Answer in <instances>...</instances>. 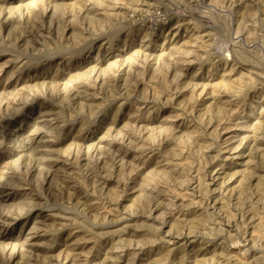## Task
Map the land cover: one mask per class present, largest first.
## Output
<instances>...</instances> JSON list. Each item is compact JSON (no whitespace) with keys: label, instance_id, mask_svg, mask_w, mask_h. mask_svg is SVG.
<instances>
[{"label":"rangeland","instance_id":"rangeland-1","mask_svg":"<svg viewBox=\"0 0 264 264\" xmlns=\"http://www.w3.org/2000/svg\"><path fill=\"white\" fill-rule=\"evenodd\" d=\"M0 264H264V0H0Z\"/></svg>","mask_w":264,"mask_h":264},{"label":"bare ground","instance_id":"bare-ground-1","mask_svg":"<svg viewBox=\"0 0 264 264\" xmlns=\"http://www.w3.org/2000/svg\"><path fill=\"white\" fill-rule=\"evenodd\" d=\"M175 28H178V25H177V26H175V27H174V29H175ZM234 245H237V244H234ZM247 250H248V249H247Z\"/></svg>","mask_w":264,"mask_h":264},{"label":"built area","instance_id":"built-area-1","mask_svg":"<svg viewBox=\"0 0 264 264\" xmlns=\"http://www.w3.org/2000/svg\"><path fill=\"white\" fill-rule=\"evenodd\" d=\"M156 17H158V16L156 15Z\"/></svg>","mask_w":264,"mask_h":264}]
</instances>
